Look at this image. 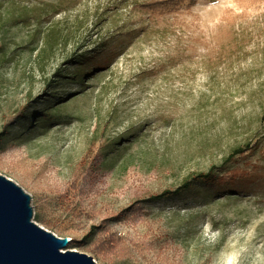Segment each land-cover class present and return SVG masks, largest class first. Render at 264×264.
Masks as SVG:
<instances>
[{"label":"rangeland","instance_id":"374dc122","mask_svg":"<svg viewBox=\"0 0 264 264\" xmlns=\"http://www.w3.org/2000/svg\"><path fill=\"white\" fill-rule=\"evenodd\" d=\"M148 1L0 0V174L99 264H264V0ZM111 234L129 251L106 261Z\"/></svg>","mask_w":264,"mask_h":264},{"label":"water","instance_id":"95a60500","mask_svg":"<svg viewBox=\"0 0 264 264\" xmlns=\"http://www.w3.org/2000/svg\"><path fill=\"white\" fill-rule=\"evenodd\" d=\"M30 195L0 174V264H99L70 239L34 222Z\"/></svg>","mask_w":264,"mask_h":264},{"label":"trees","instance_id":"16d2710c","mask_svg":"<svg viewBox=\"0 0 264 264\" xmlns=\"http://www.w3.org/2000/svg\"><path fill=\"white\" fill-rule=\"evenodd\" d=\"M183 0H151L142 5V7L148 11L151 14L155 13H163L171 11L172 9H175ZM90 57V56H89ZM88 68L84 69L85 71H81L80 67H77L73 72L64 74L67 75L66 77H74L77 76V78H80L83 80L85 75L88 74ZM55 77V76H54ZM81 80V81H82ZM24 108H20L13 116L10 118V122L6 120L3 123L2 130L5 131L7 127L20 115L23 113ZM1 135V133H0ZM118 139H121L120 137ZM117 139V140H118ZM248 146L246 147V149ZM244 147H236L233 150V153H241L244 152ZM249 172L244 169H232L228 173L223 174L219 176L217 183L220 185H224L227 183H232L235 181H238L242 179L243 177H248ZM213 177L212 170L209 169L207 172H200L196 174H190L184 177V179L181 181V183L174 189H164L160 193H157L155 195H152L148 198V201L152 200H160V199H166L173 195H178L181 193L182 190L188 189L190 186H192L194 183L198 181H205L207 178ZM76 178L74 179L75 182ZM78 182L81 184V178L78 179ZM144 206L141 205L140 201H134L130 205L124 207L116 214V219L118 221L126 222V223H135L141 217ZM74 238H71V241H73ZM70 243V241H69ZM95 253L96 256H102L103 260L109 261V255H115L119 257H123L126 254H128L129 247L127 243H125V240L123 237L118 235L111 234L108 236L105 240H102L98 243L97 248H93L90 250Z\"/></svg>","mask_w":264,"mask_h":264}]
</instances>
